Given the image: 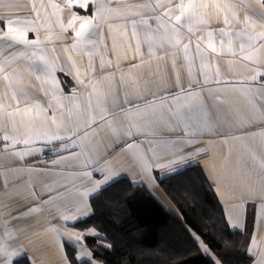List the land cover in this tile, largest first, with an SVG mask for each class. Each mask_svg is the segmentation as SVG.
<instances>
[{
    "label": "crops",
    "instance_id": "1",
    "mask_svg": "<svg viewBox=\"0 0 264 264\" xmlns=\"http://www.w3.org/2000/svg\"><path fill=\"white\" fill-rule=\"evenodd\" d=\"M0 22V264H102L74 227L92 198L125 178L178 216L158 175L194 165L264 264V0H0Z\"/></svg>",
    "mask_w": 264,
    "mask_h": 264
},
{
    "label": "trees",
    "instance_id": "2",
    "mask_svg": "<svg viewBox=\"0 0 264 264\" xmlns=\"http://www.w3.org/2000/svg\"><path fill=\"white\" fill-rule=\"evenodd\" d=\"M1 24V22H0ZM158 183L178 212L167 211L144 188L114 181L91 200V213L74 224L102 264H251L249 238L232 230L202 166L159 176ZM203 243L210 254L199 247ZM72 264H79L67 248ZM13 264H31L21 258ZM83 264V263H80Z\"/></svg>",
    "mask_w": 264,
    "mask_h": 264
},
{
    "label": "built area",
    "instance_id": "3",
    "mask_svg": "<svg viewBox=\"0 0 264 264\" xmlns=\"http://www.w3.org/2000/svg\"><path fill=\"white\" fill-rule=\"evenodd\" d=\"M6 145L5 141L0 138V148L4 147Z\"/></svg>",
    "mask_w": 264,
    "mask_h": 264
},
{
    "label": "rangeland",
    "instance_id": "4",
    "mask_svg": "<svg viewBox=\"0 0 264 264\" xmlns=\"http://www.w3.org/2000/svg\"><path fill=\"white\" fill-rule=\"evenodd\" d=\"M200 245H199V247H200V249H201V247L203 248V245H202V243L200 242L199 243ZM202 250V249H201ZM209 255V254H208ZM218 264V263H217Z\"/></svg>",
    "mask_w": 264,
    "mask_h": 264
}]
</instances>
